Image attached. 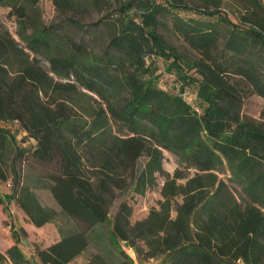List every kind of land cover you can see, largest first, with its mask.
<instances>
[{
    "label": "trees",
    "instance_id": "obj_1",
    "mask_svg": "<svg viewBox=\"0 0 264 264\" xmlns=\"http://www.w3.org/2000/svg\"><path fill=\"white\" fill-rule=\"evenodd\" d=\"M53 2L68 11L75 0ZM166 2H119L84 29L109 33L94 53L61 25L33 22L28 12L38 0H0L19 40L0 22V182L12 183L5 196L29 223H56L59 235L34 245L36 264H69L91 245L84 264H134L129 249L138 264H264V120L241 114L245 98L264 101V2ZM179 10L209 20H184ZM166 15L196 58L159 34ZM158 60L172 88L161 87ZM189 91L194 105L184 99ZM10 124L32 148L18 146ZM163 152L179 165L172 176ZM17 164L29 172L26 183ZM224 173L242 203L219 179ZM157 176L164 178L161 200L144 219L131 223L125 201L111 214L120 194L143 196ZM35 189L48 191L59 211L42 206ZM5 196L0 192V208ZM3 238L0 264H33Z\"/></svg>",
    "mask_w": 264,
    "mask_h": 264
},
{
    "label": "rangeland",
    "instance_id": "obj_2",
    "mask_svg": "<svg viewBox=\"0 0 264 264\" xmlns=\"http://www.w3.org/2000/svg\"><path fill=\"white\" fill-rule=\"evenodd\" d=\"M123 0H103L102 5H93L87 0H75L72 8L68 11H60L55 6L53 0H38V3L31 11L29 10L28 14L33 22H40L46 26L49 25H61V27L65 28V32L69 34V36L76 41H84L89 49L94 53L101 52L104 50L107 41L109 39V33L105 29H99L94 32L91 30V33H87L84 31L89 24L96 22L106 13L112 12L119 2ZM157 3L161 5H166V0H155ZM190 6H198L196 1L189 3ZM225 10L229 13V17L234 22H237L235 14H233L232 10L229 8V3L225 5ZM175 15L179 16L184 20H209L208 18L199 15L197 12L189 11V10H179L174 12ZM67 19H72L78 21L84 28H74L67 23ZM159 20L165 23L168 27L167 29L160 28L159 34L164 38L166 43L175 49L177 52L188 56L191 59L196 58V53L190 50L187 45L182 41V38L178 37L172 30L171 24V16H159ZM0 22L11 32L12 36L17 40L16 36V22L15 18L11 15V10L9 8H0ZM24 46L23 43H21ZM41 65L48 69V64L42 59L39 58ZM159 70L158 74L160 75V85L163 89H169L173 87V77L164 71V67H162V62L158 60ZM189 75L193 77H197L194 72H190ZM184 99L194 105V95L189 91L184 95ZM242 116L245 119H249L252 121H263L264 120V101L253 95L245 98L243 102V107L241 111ZM11 132L12 135L18 139V146L29 149L32 148L34 142L32 140H26L25 143H21L22 135L17 133V128L15 125L6 126ZM164 160H163V170L168 175L172 176L174 171L179 168L177 160L171 154L167 152H163ZM17 171L21 174V178H28L29 172L25 166L17 164ZM228 173L220 174L219 179L227 182ZM12 181V179H11ZM164 178L161 176H157L156 184L153 188L148 190L143 196H138L133 193L131 189L126 190L124 193L120 194L116 202L114 203L111 214L115 213L118 205L125 201L132 207V214L130 217V222L134 223L135 221L144 219L151 208L157 207V202L161 200L160 190L163 185ZM181 183V181H180ZM228 183V182H227ZM231 191L236 196L238 201L242 203L239 194L240 190L237 187L232 186L228 183ZM0 191L5 195H9L12 191L11 188L7 187V183L0 182ZM38 201L42 206L49 207L56 211H59L58 206L52 199L51 195L46 190H34ZM5 205L0 208V234L2 238L6 241V243H17L24 255L27 258H31V249L34 245L44 247L51 244L54 241L55 237V225L56 223H51V226H44L41 228H36L30 224L26 225L21 219L19 212L17 211L14 203L9 200L8 196H5ZM4 219L6 221L4 222ZM63 221L59 219L58 225L62 226ZM21 225L25 227L21 228ZM2 239V244H5V241ZM6 246V244H5ZM128 251V250H127ZM95 249L93 245L88 248L86 252H84L80 257L85 262V259L89 254L94 253ZM79 258V257H78ZM74 264H77L75 262ZM142 264H158L156 261L149 260L147 262H143Z\"/></svg>",
    "mask_w": 264,
    "mask_h": 264
},
{
    "label": "crops",
    "instance_id": "obj_3",
    "mask_svg": "<svg viewBox=\"0 0 264 264\" xmlns=\"http://www.w3.org/2000/svg\"><path fill=\"white\" fill-rule=\"evenodd\" d=\"M263 2H264V0H263ZM1 192V191H0ZM16 207V206H15ZM16 209H17V211L19 212V214H20V216H21V219H22V221L24 222V224H26V225H28V224H30V225H32L31 223H29L27 220H26V217H25V215L16 207ZM52 224L51 223H47V224H45L44 226H51ZM33 226V225H32ZM44 226H42V227H44ZM21 228H24L23 230H25V227H23L22 225H21ZM41 228V227H40ZM55 230V237H54V241L53 242H55V241H57V240H59V235H58V233H57V231H56V229H54ZM25 232H26V230H25ZM52 242V243H53ZM17 244V243H16ZM18 246H19V244H17ZM48 246V245H47ZM19 248H20V246H19ZM21 249V251H22V248H20ZM23 252V251H22ZM31 254V258H28V259H30V261L33 263V264H36V259L34 258V247H32V249H31V252H30ZM127 253L129 254V256L132 258V260L134 261V264H138L137 263V261H136V257H135V254L133 253V251L132 250H128L127 251ZM27 258V257H26ZM75 262H77V264H84V261L81 259V257L79 256V258L77 257L76 259H74L71 263H69V264H74Z\"/></svg>",
    "mask_w": 264,
    "mask_h": 264
},
{
    "label": "built area",
    "instance_id": "obj_4",
    "mask_svg": "<svg viewBox=\"0 0 264 264\" xmlns=\"http://www.w3.org/2000/svg\"><path fill=\"white\" fill-rule=\"evenodd\" d=\"M7 187L8 188H11L12 187V183L9 181V182H7Z\"/></svg>",
    "mask_w": 264,
    "mask_h": 264
}]
</instances>
